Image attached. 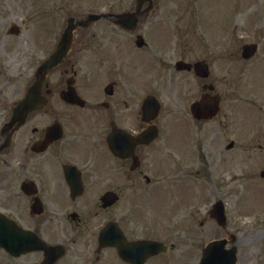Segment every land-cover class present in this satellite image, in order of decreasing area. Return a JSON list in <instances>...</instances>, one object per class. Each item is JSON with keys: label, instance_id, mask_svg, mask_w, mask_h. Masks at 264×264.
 <instances>
[{"label": "flooded vegetation", "instance_id": "flooded-vegetation-1", "mask_svg": "<svg viewBox=\"0 0 264 264\" xmlns=\"http://www.w3.org/2000/svg\"><path fill=\"white\" fill-rule=\"evenodd\" d=\"M115 28L103 30L97 22L77 23L68 55L49 73L48 86L42 89L41 95L48 100L25 118L14 116V110L33 83L32 77L28 84H21L20 75L4 63L0 65V212L34 232L49 248L24 253L16 264L199 262V246L193 238L172 240L175 255L168 258L159 253L143 259L144 248L132 244L166 235V219L150 213L145 198L150 187L160 185L162 171L181 168L179 147L185 146L189 153L196 151L198 138L184 134L183 139H173L174 134L165 133L161 114L154 122L143 117L142 102L129 78L132 61L126 40L129 43L132 38L118 36ZM244 28L235 26L236 32ZM128 33L132 34H124ZM255 35L262 44L264 32ZM56 46L57 34L41 54H52ZM194 51L191 46L181 49L180 58L186 59L185 54ZM119 53L123 58L117 63ZM239 53L238 49L226 52L228 56ZM37 54L35 42L28 53L16 51L19 61L28 58L26 67L33 80ZM188 73L183 83L195 86L197 78L192 82ZM181 74H174L170 83H181ZM152 124L158 128L157 137L135 141ZM232 144L235 148V142ZM113 223L129 245L118 236L117 226L112 229ZM202 226L207 234L213 230L206 222ZM175 231L168 228V235ZM119 245L129 261L120 254Z\"/></svg>", "mask_w": 264, "mask_h": 264}, {"label": "rangeland", "instance_id": "rangeland-1", "mask_svg": "<svg viewBox=\"0 0 264 264\" xmlns=\"http://www.w3.org/2000/svg\"><path fill=\"white\" fill-rule=\"evenodd\" d=\"M40 1V5L46 6L42 7L41 13H37L36 9L32 7L34 0H0V49H6L7 47L13 48L18 46L21 42L28 41L30 38L32 40L36 38L38 31L44 27H50L54 33L58 30V25L56 23H63L66 21L68 12L72 9L69 6H74V2L77 0ZM206 1L198 0L199 7L198 11L195 13L196 20L194 19L197 27H195L196 29L194 27L192 28L198 37L197 47L199 49H197V54L195 53V57L198 59L203 57L204 54L206 55V53L203 52L204 46L200 44L202 41L200 38H212V36L217 35V29H213L210 25L209 27L207 26V23L212 22V18L203 17L207 15V11L211 10L212 6L210 5L213 3L211 0L207 3ZM105 3L107 6L111 3H116L114 6H118V11H126L131 8L134 0H111L110 4H108V0L101 1V5ZM182 4H185V2ZM193 4L196 8V3L194 1ZM155 5L156 9L148 20L160 23L153 26L143 24L140 25V28L150 30V27L157 25L163 26L164 28L166 27L168 30H171L169 41L177 43L178 46L179 43L182 42L180 32L184 33V28L171 29L170 26H175V22H179V20L182 19L183 21L190 20V17H185V13L181 10L178 0H155ZM74 7L77 9L76 5ZM88 8L85 7V9H81L86 11ZM217 19L222 20V18ZM13 23L23 26L21 38L15 41L9 40L7 36L8 27ZM254 24L257 25L256 22H253V25ZM248 33L249 32H247L246 35L249 39L256 37V35H249ZM214 42L215 45L213 49H211L213 52L215 50H221L224 47L222 42L218 44H216L215 40ZM173 48H175V46ZM258 59L264 60V43L261 46ZM222 60L214 57V64L212 66L214 76H212V79L218 81H215L217 83V92L222 94L223 91H225L227 95V92L230 91L224 86L222 81ZM247 90L248 93L241 89L242 92H240L241 94L239 95L241 98L238 100L234 98L230 101L229 99L223 101V107L226 109L230 108V110H227L229 114L232 115L229 118L233 121L236 120V123L240 122V125L237 124L236 127L242 133V138H239L242 140L239 142L243 144L240 150L243 149L245 163L241 166H228L233 157L237 158L235 155H233V157H228L230 154H228V156L220 154L219 165L211 169L207 167V171L202 163L198 167L200 172L197 174V178H194L192 182V193L195 199L189 204L180 206L177 213L182 217V215L188 212L187 209L189 207H196L194 210L195 212L193 211L194 214L190 216L193 228V219L196 218V228L193 229L195 232L192 233V236L197 234L196 240L199 245H202L204 242L203 240L208 237L203 235L205 233L201 231L202 226L200 222L205 216H208L212 204L218 198H221L226 204V212L229 217V232L236 235V246L242 251L241 255L244 263H250L251 261L253 264H264V179L260 177V172L264 168V119L261 120V118L264 117V102L258 103V105L248 102L250 101L248 98H254L255 96L261 101L262 98H264V69L254 84L247 87ZM200 92L201 83L197 86L196 97L199 96ZM160 95L163 97V94L160 93ZM194 98L195 97L191 100ZM190 101L187 105L183 104L180 109H170L166 106L164 114L167 117V123L171 122L176 116L181 119L187 116L189 118L190 115H188L185 110H188ZM169 106L175 108L171 104ZM197 132L207 134L206 137L214 136L213 146H219V144H216L219 140L217 130L213 128L209 130V125L206 124L203 130H201L199 126ZM222 132L225 133V130ZM233 132L234 128L229 129L230 140L234 138L231 136ZM204 159L208 163L209 161H213L214 156L212 154L204 155L201 160ZM195 164V159H192L191 170H194ZM195 176L196 172H193L187 179ZM216 234L217 232L214 231L213 235L215 236ZM220 236L227 237V234L223 231ZM255 257H258V259L255 260ZM0 264H14L13 260L7 259L2 249H0Z\"/></svg>", "mask_w": 264, "mask_h": 264}, {"label": "water", "instance_id": "water-1", "mask_svg": "<svg viewBox=\"0 0 264 264\" xmlns=\"http://www.w3.org/2000/svg\"><path fill=\"white\" fill-rule=\"evenodd\" d=\"M131 21L134 20V18L130 19ZM50 65V62L48 63ZM203 72H201L202 75H207L206 67ZM216 100L214 98H209L207 96H204L201 101L196 102L192 106V112L196 117H207L214 113L216 109ZM264 174V173H263ZM221 204L219 203L218 206ZM217 210V207H216ZM219 219H222L221 216H219ZM32 244V238L27 237V234L22 233L13 222L8 221L3 216L0 215V245L5 247L9 252L12 254H19L21 251L25 249H31ZM223 243L220 241H217L213 244V246L222 245ZM231 251H235V249H232ZM216 252V249L214 250ZM231 260L234 261V257L232 255ZM207 260V257L204 258L203 264H205ZM223 264V263H222ZM226 264H233L230 262H226Z\"/></svg>", "mask_w": 264, "mask_h": 264}]
</instances>
